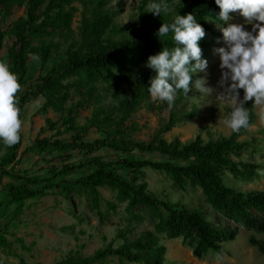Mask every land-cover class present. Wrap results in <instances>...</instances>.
Here are the masks:
<instances>
[{
	"label": "trees",
	"instance_id": "trees-1",
	"mask_svg": "<svg viewBox=\"0 0 264 264\" xmlns=\"http://www.w3.org/2000/svg\"><path fill=\"white\" fill-rule=\"evenodd\" d=\"M75 1L84 6L81 26L77 36L71 37V42L61 50L60 39L55 41L54 38L60 36L64 43L66 42L64 30L69 26L71 14L65 7ZM104 1L0 0V19L10 15L14 7L23 8V15L13 20L7 29L0 26V51L4 50L0 61L8 64L21 85L16 94L19 98V118H22L25 106L41 95L44 98L41 111L45 113L52 109L60 113L64 130L73 132L69 140L46 136L35 138L24 151L76 150L89 154L100 148H108L123 153L125 156L113 161H104L99 155L90 157L88 164L93 169L78 177L75 182L88 189L94 206H98L99 202L98 188L107 186L116 191L117 199L127 202L128 209L139 204L148 207L153 218V229L164 231L169 238L180 237L196 256L203 255L207 250L220 249L224 242L234 238L235 229L228 223L216 226L209 222L200 210L164 200L155 193L148 192L146 183L139 181V178L143 177V168L165 171L179 188L187 183L200 187L204 199L216 213L245 229L257 233L264 232V190L240 189L225 184L222 179L225 171L235 178L246 180L264 173V167L258 163L236 161L232 158L250 148L249 141L238 139L247 128L235 133L231 131L227 136L214 139H204L197 134L186 141L177 138L167 141L161 138L159 133L169 130L176 123L175 116L170 113L168 121L162 122L161 128L148 141H135L123 136V123L141 107L151 108L147 86L154 73L140 64L145 63L149 55L157 53L160 49H171L174 46L171 33L168 38L156 37L160 23L170 22L176 13L184 15L191 12L205 32L211 31L210 22L215 21L214 16L219 11L214 0H167L168 11L160 16L145 12L150 0H138L135 31L129 29V34L119 37L116 36L119 29L113 20V11L101 8ZM5 37L12 40L9 45H4ZM35 39L37 43L34 45L32 43ZM205 45L206 40L203 37L199 41L201 50ZM29 57L39 60L40 71L53 57H57V61L44 73H39L33 83L22 89L30 75ZM120 67H124V71L118 73ZM133 68H136L135 72L132 71ZM129 73L134 75L127 90H120L116 86L111 104L93 110L90 116L86 117L84 124H77L73 115L75 104H67V101L71 94L70 88H77V85L84 81L68 82L69 77L97 75L105 80L116 81L119 78H127ZM240 95L242 97L243 92H240ZM244 106L248 109L251 125L256 117L254 103L247 101ZM46 123L50 128L56 124L50 118L46 119ZM91 128H95L102 135L88 142L84 140V134ZM21 141L20 132V140L16 144L6 146L0 142V153L5 150L0 155V177L8 175L13 179L3 188L9 201L17 203L14 215L22 212L23 201L43 197L54 188L66 195V183L71 182V179H60L56 182H53V179L84 167L82 163H70L58 170L50 168V175L46 177L15 174L8 166L20 161L17 151ZM134 150L138 153L155 152L163 158H139L132 153ZM178 160L184 163H175ZM119 169L127 171V174L121 173ZM160 208L166 214H162ZM128 234L126 229H119L117 235L122 239L119 245L113 246L112 242H109L87 256L69 253L53 264H96L111 256L118 257L123 262L165 264L164 247L158 244L156 232L143 230L135 239H131ZM247 240L264 254V240L257 239L252 234ZM10 247L11 243L0 233V248ZM18 258L19 264H41L29 263L23 257Z\"/></svg>",
	"mask_w": 264,
	"mask_h": 264
},
{
	"label": "rangeland",
	"instance_id": "rangeland-1",
	"mask_svg": "<svg viewBox=\"0 0 264 264\" xmlns=\"http://www.w3.org/2000/svg\"><path fill=\"white\" fill-rule=\"evenodd\" d=\"M137 2L138 0L104 1L101 8L113 11V20L119 29L117 37L127 34L129 29L135 31ZM65 9L71 14L69 26L64 30L66 42L64 43L60 36L54 38L55 41L60 39L61 50L71 42V37L77 36L84 6L81 2L75 1ZM21 15H23V8L14 7L10 15L0 19L1 28L7 29L10 23ZM230 15L232 19L229 23L243 22V18L238 13ZM210 23L211 31L205 32L204 36L206 45L202 50V57L208 61L207 83L213 88L212 94L204 96L196 90H190L185 96L182 92H177V97L171 107L165 101L153 100L149 94L151 108L141 107L123 123L124 138L135 141L150 140L161 128V123L168 121L170 113L175 116L176 123L169 130L159 133V136L167 141L174 138L186 141L197 134H200L204 139H214L219 136H227L231 132L222 123L231 110L230 104L217 96L222 89L217 84L220 70L218 56L214 49L222 46L217 42L221 33L214 21ZM245 28L250 29L251 25H245ZM11 41L10 38L5 37L3 43L9 45ZM36 43L37 40H33L32 44ZM3 53L2 49L0 55ZM56 61L57 57H53L40 71L39 60L29 57L30 75L22 89L33 83L39 73H44ZM140 65L146 68L145 63ZM123 71L124 67H120L117 72ZM132 71L135 72L136 68H133ZM130 73L127 78H119L116 81L105 80L97 75L69 77L68 82L84 81L77 85V88L76 86L70 88L71 94L67 101V104H75L73 115L77 124H84L86 117L90 116L93 110L111 104L112 93L116 86L120 90H127L134 75ZM198 74L199 76L204 75V73ZM43 101L44 98L39 95L25 106L21 118L22 141L17 151L20 161L12 166L9 165L8 168L11 167L10 170L15 174L46 177L50 175V168L58 170L70 163H82L84 167L61 174L53 179V182L60 179H71V182L66 183L68 186L66 195L54 188L43 197L27 199L22 202V212L17 215H14L17 203L9 201L3 188L13 179L8 175L0 177V233L11 243L10 248H0V264H19L18 257H23L29 263L53 264L61 261L69 253L87 256L109 242H112L113 246L119 245L122 242V239L117 235L119 229H126L131 239H135L143 230L156 232L158 244L164 247L165 264H264V254H261L255 246L250 245L247 240L250 234L257 239L264 240V232L257 233L225 219L206 202L200 187L187 183L184 187L179 188L163 170L145 167L142 170L143 177H140L139 181L146 183L148 192H153L164 200L200 210L206 219L216 226L228 223L236 231L234 238L224 242L218 250H207L203 255L196 256L180 237L169 238L164 231L153 229V218L148 207L139 204L128 209L125 200L117 199L114 189L107 186L99 187L98 206H94L88 189L77 184L75 180L93 169L88 164L90 157L99 155L104 161H113L125 155L108 148H100L89 154L76 150L72 152H37L36 150L25 152V147L31 145L35 138L46 136L69 140L73 133L64 130L65 126L61 122L60 113L52 109H48L45 113L41 111ZM254 110L256 113L254 122L247 127L245 133L238 137L240 140L249 141L250 148L240 152L237 156H232V158L236 161L255 162L264 167V103L254 104ZM47 118L56 123L53 128H50L46 123ZM101 135L95 128H91L84 134V140L89 142ZM4 151L3 149L0 155ZM68 153L70 154L66 157ZM132 153L139 158L152 160L163 158L155 152L138 153L134 150ZM175 163L182 164L184 161L178 160ZM119 171L127 174V171L120 169ZM222 179L225 184L240 189L264 190V173L246 180L235 178L231 173L225 171ZM160 212L166 214L161 208ZM96 264L143 263L123 262L118 257L111 256Z\"/></svg>",
	"mask_w": 264,
	"mask_h": 264
},
{
	"label": "clouds",
	"instance_id": "clouds-1",
	"mask_svg": "<svg viewBox=\"0 0 264 264\" xmlns=\"http://www.w3.org/2000/svg\"><path fill=\"white\" fill-rule=\"evenodd\" d=\"M214 3L219 9L214 23L221 33L217 42L222 45L214 49L220 70L217 84L222 89L217 96L230 104L231 110L222 123L235 133L249 127L245 103H264V0H214ZM167 11V0H150L145 10L154 16ZM231 13H238L243 22L229 23ZM245 25L251 28L246 29ZM169 33L174 46L160 49L145 61V66L154 73L147 86L151 98L165 101L171 107L178 91L185 96L190 90L210 96L213 88L207 83L208 61L202 57L199 46L205 36L204 28L191 12L176 13L170 22L160 23L156 37L168 38ZM20 87L17 75L6 62L0 61V142L6 146L20 140L22 121L16 95ZM239 90L243 91L242 97Z\"/></svg>",
	"mask_w": 264,
	"mask_h": 264
}]
</instances>
